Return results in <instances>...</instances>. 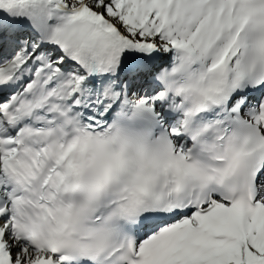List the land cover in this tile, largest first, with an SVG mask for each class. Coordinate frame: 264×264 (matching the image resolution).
Segmentation results:
<instances>
[{"label":"snow or ice","instance_id":"obj_1","mask_svg":"<svg viewBox=\"0 0 264 264\" xmlns=\"http://www.w3.org/2000/svg\"><path fill=\"white\" fill-rule=\"evenodd\" d=\"M0 264H264V0H0Z\"/></svg>","mask_w":264,"mask_h":264}]
</instances>
